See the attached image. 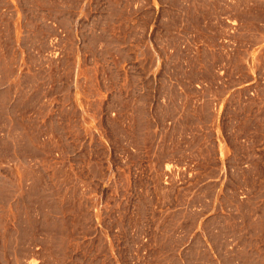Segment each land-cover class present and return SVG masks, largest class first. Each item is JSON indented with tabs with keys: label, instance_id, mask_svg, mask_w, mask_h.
Listing matches in <instances>:
<instances>
[{
	"label": "rangeland",
	"instance_id": "obj_1",
	"mask_svg": "<svg viewBox=\"0 0 264 264\" xmlns=\"http://www.w3.org/2000/svg\"><path fill=\"white\" fill-rule=\"evenodd\" d=\"M0 264H264V0H0Z\"/></svg>",
	"mask_w": 264,
	"mask_h": 264
},
{
	"label": "crops",
	"instance_id": "obj_2",
	"mask_svg": "<svg viewBox=\"0 0 264 264\" xmlns=\"http://www.w3.org/2000/svg\"><path fill=\"white\" fill-rule=\"evenodd\" d=\"M45 217H50V216H48V214H46Z\"/></svg>",
	"mask_w": 264,
	"mask_h": 264
},
{
	"label": "built area",
	"instance_id": "obj_3",
	"mask_svg": "<svg viewBox=\"0 0 264 264\" xmlns=\"http://www.w3.org/2000/svg\"><path fill=\"white\" fill-rule=\"evenodd\" d=\"M169 171V170H168Z\"/></svg>",
	"mask_w": 264,
	"mask_h": 264
}]
</instances>
